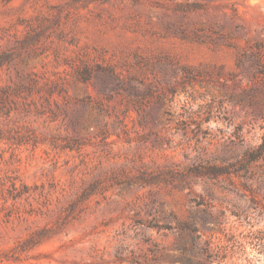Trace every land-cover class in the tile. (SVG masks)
Returning <instances> with one entry per match:
<instances>
[{"label": "rangeland", "instance_id": "374dc122", "mask_svg": "<svg viewBox=\"0 0 264 264\" xmlns=\"http://www.w3.org/2000/svg\"><path fill=\"white\" fill-rule=\"evenodd\" d=\"M263 140L264 0H0V264H264Z\"/></svg>", "mask_w": 264, "mask_h": 264}, {"label": "trees", "instance_id": "16d2710c", "mask_svg": "<svg viewBox=\"0 0 264 264\" xmlns=\"http://www.w3.org/2000/svg\"><path fill=\"white\" fill-rule=\"evenodd\" d=\"M257 149L260 152L264 151V140L262 141V143L259 144ZM182 228L188 229L191 232L195 233L191 236V240L194 244V249H195L197 247L196 246L197 245V242H196L197 238H199L201 236L200 233H197V235H196V232H199L198 227L196 225H194L192 222H190V223L188 222V223H185L182 226ZM202 252L204 254V258L202 260L201 259H194V258H187L185 264H211L212 253H211V248H210L209 243H207L206 246L203 247Z\"/></svg>", "mask_w": 264, "mask_h": 264}]
</instances>
